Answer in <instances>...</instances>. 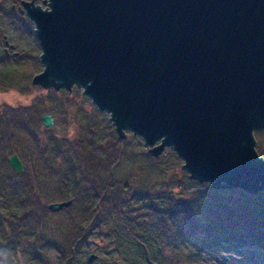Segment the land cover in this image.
I'll return each mask as SVG.
<instances>
[{
  "label": "water",
  "instance_id": "1",
  "mask_svg": "<svg viewBox=\"0 0 264 264\" xmlns=\"http://www.w3.org/2000/svg\"><path fill=\"white\" fill-rule=\"evenodd\" d=\"M43 3L23 1L41 47L34 84L82 90L121 138L140 136L156 156L170 148L212 189L264 190V0ZM9 164L24 171L17 154Z\"/></svg>",
  "mask_w": 264,
  "mask_h": 264
},
{
  "label": "trees",
  "instance_id": "2",
  "mask_svg": "<svg viewBox=\"0 0 264 264\" xmlns=\"http://www.w3.org/2000/svg\"><path fill=\"white\" fill-rule=\"evenodd\" d=\"M35 41L34 46L29 44L21 51L26 55L19 53L14 60L16 63L0 70V88H20L21 80H26L24 93L33 87V76L43 70L40 44L37 38ZM30 54L33 62L28 64ZM24 57H27L25 63L19 60ZM1 63L7 66L5 58ZM13 76H18V85ZM49 91L53 96L41 95L37 103L34 101L29 106L0 107V131L12 122L25 129L37 124V136L36 132L32 133L33 139L42 161L47 163L44 166L53 173L52 182L57 176L56 180H60L64 188H74L73 198L59 192L63 199L57 197L60 200L56 202L73 200V206L82 197L88 216L91 211L93 216L84 221L79 234L73 233L72 241L79 239L75 245L70 240L68 247L60 246L52 238H45V234L39 236V230L25 222L31 221L34 207L32 195L26 196L22 189L23 174H18L17 182L0 174V264L20 262L22 257L31 262L37 256L41 264H50L49 250L61 256L60 264H81L83 257H88L87 264H206L209 259H217L225 248L236 252L244 245L250 250L264 245V193L253 195L240 189L216 191L208 182L200 183L184 170L180 171V181L166 182L161 191L142 188L139 177L131 175L115 180L114 168L134 157L127 144L133 133L127 132V137L121 138L108 114L93 105L79 89L50 88ZM86 104L91 111L85 110ZM47 112L61 116L70 125V139L60 138V126L55 129L43 126L41 117ZM73 112L83 114L84 118L72 120L76 117ZM43 131L49 133L46 142H42ZM6 137L7 133L0 134V140ZM261 145L264 146L259 141V152H262ZM7 146L0 145V161L9 162L8 158L18 152L14 153V149ZM170 152L176 162L182 160L175 152ZM141 153L138 155L147 166L162 158L153 157L147 148ZM39 171L37 167L36 198L43 202ZM137 171L141 174L142 169ZM183 182L186 187L182 186ZM101 196L102 200L97 203ZM92 229H97L96 245L89 238ZM96 249L101 253L93 254ZM91 255L96 258L91 260Z\"/></svg>",
  "mask_w": 264,
  "mask_h": 264
},
{
  "label": "rangeland",
  "instance_id": "3",
  "mask_svg": "<svg viewBox=\"0 0 264 264\" xmlns=\"http://www.w3.org/2000/svg\"><path fill=\"white\" fill-rule=\"evenodd\" d=\"M1 1L4 2L6 8H8L13 2V0H1ZM36 3L42 4L43 2L42 0H37ZM19 19H20L19 21L18 20L13 21L11 19L8 20V18H0V29L3 30L0 31L1 33L0 59L5 57V63H7V66L5 65L3 66L2 63L0 62V70L6 67L10 68L12 62L16 63V61L14 60L18 58L19 53L26 55L21 51H23L29 44L34 46L36 43L35 41L36 36L34 34L35 27L29 22L28 19L24 20L21 16L19 17ZM6 52H8V55ZM6 58H8V60H6ZM26 58L27 57H24L23 59L19 58V60L24 62ZM31 62H33V58L30 54V56L27 59V63L31 64ZM22 69H26V68H22ZM11 71L13 72L14 70ZM14 80L15 83L18 85V81H17L18 76H15ZM20 82H19V85L21 86L20 88L19 86L18 88L17 87L10 88L11 90L10 89L4 90L3 88H0V107L8 106L11 108L12 107L19 108L21 106H29L34 101L35 103H37V99L41 95L46 96L50 94L49 93L50 89H45L40 87V90H38L37 87L39 86L33 83H32L33 87L30 89V91L24 93L23 89L25 88L26 80H21ZM50 95L53 96V94ZM51 106L52 104H50V107ZM85 108H84L85 110L91 111V107H88V104H86ZM48 113L55 116L56 127L60 126L59 127L60 128L59 134L61 136L60 138L62 140L70 139L69 137L72 134L70 125L67 124V122L63 121L61 116L56 117V115L53 114L52 112H47L44 114H48ZM72 114L75 115L74 112ZM72 114H70V116ZM75 116L76 117L73 118L72 120L79 121L84 118L83 114H77ZM12 123L13 124L11 126L5 129L1 127L0 134L2 132H5L8 134V137H6V139H1L0 145L2 146L8 145L7 148H13L14 153L18 151L17 154L19 153L18 156L21 158L24 164V169L26 165V169L24 170V172H17L11 167L9 162L0 161V174H5L6 177H10L14 182H17V177L19 173L23 174L24 177L22 179L23 180L22 189L27 193L26 196L30 197V195H32L33 199L31 200L32 201L31 204L34 207L31 212L32 213L31 221L25 220V222L27 221V224L29 223L33 224L35 230H39L38 231L39 236L43 237V235L45 234V238L50 237L57 244H59L60 246L64 245L66 248L71 243L70 240L71 241L73 240V236H72L73 233H75L76 235L79 234L81 232L84 221L85 220L87 221L90 215L93 216L92 211L91 214L88 216L86 212V210H88L87 209L88 207L86 208L83 207L84 200L82 199V197L78 198L77 202L73 206L72 204L74 203V201L70 206L64 207L59 211H52L49 210L48 208L46 209L47 205H49L50 203L63 199L58 195L59 192H63L67 195H71L73 198L74 188H70V189L64 188L62 186L61 181L56 180L57 176L55 177V182H52L53 173H51L48 167L44 166V164L47 163L45 162V160L42 161L41 156L37 150V146L35 145V141L33 139L32 133L36 132L35 134L37 136V124L36 126L32 125L25 129L22 128V126H20L19 123H15V122ZM56 127L52 129H55ZM43 132L41 133L42 142H46L45 140L48 139L49 133L47 131H43ZM256 137L262 144H264V131L256 132ZM127 144L130 151L134 154V157H131V159L130 158L125 159L123 162L117 165V167L114 168L115 180L118 181L123 180L129 175H131L132 178L139 177L140 186L142 188H154L155 190L158 191L164 189L163 185L166 184V182L168 181L174 183L176 180L178 181L181 180L180 178L182 177V174L180 171L184 170L182 167L183 162L182 160H177L176 162L173 154H171L170 152L171 150L170 148H166L158 155L162 157L160 160H158V162L154 161L153 163V161H151L150 163L153 165L147 166L148 164L145 162L144 158H142L138 154L139 153L142 154L141 152H143L144 149L146 150V148L148 149V152L152 154L150 152V149L153 147L146 145L144 140L138 135L135 136L133 135L132 137H130V140ZM260 150H262V152L260 151V153H262L263 154L262 156L264 157V146H262ZM52 155L54 158L55 155L54 154ZM11 156H13V154ZM155 156L156 155H153V157ZM37 167L38 169H40L39 181L41 183V193L43 198L45 199V201L43 202L40 201L38 202L36 198L37 197ZM140 168L142 169L141 174L139 171H137ZM103 173L105 174V172ZM182 186L186 187L185 182H183ZM187 186L190 187V184L188 183ZM214 190L219 191L218 189H214ZM260 193H264V190H262ZM253 195L256 194L254 193ZM57 197L60 199H58ZM66 200L68 199L66 198ZM101 200H102V196L100 198H97L96 202L99 203V201ZM41 207L49 211H44V210L41 211L40 209ZM8 218H10L9 215ZM226 227L227 225L221 228V230ZM89 238L92 241V243L95 242L93 244L95 245L97 244L98 241L97 229L91 230ZM78 241L79 239L77 240L75 239L74 241H72V243L75 245L76 242ZM35 247H37V241L35 243ZM262 247L263 248L261 249H256V250L254 249L253 251L250 250L248 246L244 245L242 246L241 250L238 249L239 251L236 252L233 249L225 248L222 249V251H220L219 253V257L221 259L219 257L217 259H209V261L206 264H264V245H262ZM100 253L101 251L97 249L93 252V254H100ZM48 256H49L50 264L61 263V259H60L61 256L57 254L55 251L49 250ZM92 256L93 255H91L90 257ZM40 259L41 258L37 256V258L33 259L30 262V260H28L26 257L25 258L22 257L20 259L21 260L20 262L18 261L13 262V264H41L39 262ZM87 263H88V257L87 258L83 257V261L81 264H87Z\"/></svg>",
  "mask_w": 264,
  "mask_h": 264
},
{
  "label": "flooded vegetation",
  "instance_id": "4",
  "mask_svg": "<svg viewBox=\"0 0 264 264\" xmlns=\"http://www.w3.org/2000/svg\"><path fill=\"white\" fill-rule=\"evenodd\" d=\"M23 1H30V0H13L12 4L8 8H6L4 2L0 0V18H8V20L11 19L13 21H17V20L19 21L20 20L19 17L21 16L23 19H26V13L23 7ZM0 31L3 30L0 29ZM0 37H1V33H0ZM6 53L8 55V52ZM3 58L0 59V62Z\"/></svg>",
  "mask_w": 264,
  "mask_h": 264
},
{
  "label": "bare ground",
  "instance_id": "5",
  "mask_svg": "<svg viewBox=\"0 0 264 264\" xmlns=\"http://www.w3.org/2000/svg\"><path fill=\"white\" fill-rule=\"evenodd\" d=\"M48 114H50V113H48ZM56 123V122H55Z\"/></svg>",
  "mask_w": 264,
  "mask_h": 264
}]
</instances>
